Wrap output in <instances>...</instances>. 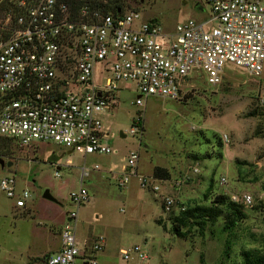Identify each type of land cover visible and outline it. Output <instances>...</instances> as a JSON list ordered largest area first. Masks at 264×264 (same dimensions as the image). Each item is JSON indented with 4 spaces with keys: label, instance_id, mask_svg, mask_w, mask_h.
Instances as JSON below:
<instances>
[{
    "label": "rangeland",
    "instance_id": "rangeland-1",
    "mask_svg": "<svg viewBox=\"0 0 264 264\" xmlns=\"http://www.w3.org/2000/svg\"><path fill=\"white\" fill-rule=\"evenodd\" d=\"M125 1L123 11H138L166 30L188 19L202 20L208 12L205 0ZM262 77L227 68L221 82L211 85L192 74L180 98L148 96L140 107L134 105L139 94L135 84L120 83L116 105L103 117L111 136L108 145L115 149L109 154L83 156L53 143L24 148L0 137V179L14 175L17 191L29 192L25 207L16 208L15 200L0 190V264H25L44 241L49 222L63 220L64 212L74 208L69 193L81 186L83 165L100 169L91 170L83 181L89 198L77 209L85 219L78 222L76 237L88 230L103 234L114 254L113 264H139L134 253L127 263L121 257V249L134 245L146 251L149 264H244L243 252L263 254L264 103L257 86ZM95 80H100L99 74ZM137 116L143 131L132 135ZM224 135L228 141H223ZM130 152L139 156L138 175L119 188L115 176ZM155 167L168 178H159L158 191L141 187L138 176L151 178ZM45 190L55 201L43 198ZM164 195L176 200L168 212ZM218 195L244 213L235 226L224 228L229 212L224 204L215 222L186 219L180 226L184 235L173 233L175 217L189 208L211 205ZM244 195L251 197L250 204L243 201Z\"/></svg>",
    "mask_w": 264,
    "mask_h": 264
},
{
    "label": "built area",
    "instance_id": "built-area-1",
    "mask_svg": "<svg viewBox=\"0 0 264 264\" xmlns=\"http://www.w3.org/2000/svg\"><path fill=\"white\" fill-rule=\"evenodd\" d=\"M76 2H82L78 11ZM205 2L208 12L202 20L188 19L166 30L138 11L104 15L85 0H0V137L24 148L53 143L83 156L109 154L115 149L108 145L111 136L103 117L114 109L120 83L135 84L134 105L140 107L148 96L180 98L192 74L211 85L221 82L227 68L259 76L264 0ZM142 131L137 116L129 133ZM222 139L228 141L226 135ZM138 157L130 152L115 176L119 188L138 175ZM99 169L81 167V186L69 193L74 208L65 213L60 249L44 256L42 264H99L104 237L82 246L76 237L77 209L89 198L83 181ZM138 181L158 191L161 179L138 176ZM0 190L15 200L16 208L25 207L29 192L17 191L14 175L0 179ZM162 201L167 212L176 203L170 195ZM243 201L250 204L251 197L244 195ZM132 253L140 264H149L139 245L122 250L121 257L128 261Z\"/></svg>",
    "mask_w": 264,
    "mask_h": 264
},
{
    "label": "trees",
    "instance_id": "trees-1",
    "mask_svg": "<svg viewBox=\"0 0 264 264\" xmlns=\"http://www.w3.org/2000/svg\"><path fill=\"white\" fill-rule=\"evenodd\" d=\"M85 2L93 8L100 9L101 13L117 15L118 12H123V7L126 4L125 0H107L104 3V0H85ZM82 5V2H76L73 6L75 11H78L79 7ZM3 140L10 141L6 138ZM12 142V141H11ZM4 147V146H2ZM153 176L156 178H168V174L163 172L158 167L153 169ZM226 205L229 212L225 217L224 228L226 230L235 226L236 222L241 220L244 217V213L240 207L231 201H227V198L223 195H218L212 200V204L209 206H196L189 208L181 212L180 216L174 218L175 222L172 224V231L178 236H183L180 232V226L184 225L186 219L194 218L200 219L205 222L213 223L216 219L222 214L223 210L219 205ZM26 214V213H25ZM23 214V215H25ZM28 214V211H27ZM244 264H264V253L263 254H252L251 252H243ZM42 262V260H41Z\"/></svg>",
    "mask_w": 264,
    "mask_h": 264
},
{
    "label": "crops",
    "instance_id": "crops-1",
    "mask_svg": "<svg viewBox=\"0 0 264 264\" xmlns=\"http://www.w3.org/2000/svg\"><path fill=\"white\" fill-rule=\"evenodd\" d=\"M263 74H264V68H263L262 73L258 77L260 78ZM257 86L259 88V92L261 93V101L264 103V77H262V80L261 79L257 80ZM12 207H14V206H12ZM68 210L69 209H67L64 212V219L63 220H60L57 223L56 222L55 223L49 222V228L47 229V231L45 233L44 241L40 244V246L37 248V250L32 252L31 255H28V258H27V261L25 264H42V262L40 263L41 258H43L46 255L55 253L60 249V236H59V234H60V230L62 229L64 222H65V213ZM92 216H93L94 220H98L97 218H98L99 214L97 212H93ZM82 219H85V218L83 217V212L80 209L79 211H77L76 226H77L78 222H80V221L82 222ZM98 235H102L104 237V235L101 233H96L95 231L92 232V231L88 230V231H85V233L81 237H79L78 240L82 246L85 242L91 243L94 240V238ZM122 250H124V249H121L120 251H122ZM85 253H89V247L86 249ZM113 255L114 254L112 253L111 249L109 248L107 242L104 239V247L97 254V260H98L99 264H113L112 263V256ZM32 259H35V263L31 262ZM38 260H39V263H37ZM125 262L127 263V261H125ZM75 264H82V261L78 260ZM120 264H125V263L122 261Z\"/></svg>",
    "mask_w": 264,
    "mask_h": 264
},
{
    "label": "water",
    "instance_id": "water-1",
    "mask_svg": "<svg viewBox=\"0 0 264 264\" xmlns=\"http://www.w3.org/2000/svg\"><path fill=\"white\" fill-rule=\"evenodd\" d=\"M121 136H123L122 133H120ZM4 164L3 158L0 157V165ZM8 165H11V162H8ZM43 198L49 200V201H55V198L50 194L49 190H45L43 193Z\"/></svg>",
    "mask_w": 264,
    "mask_h": 264
}]
</instances>
